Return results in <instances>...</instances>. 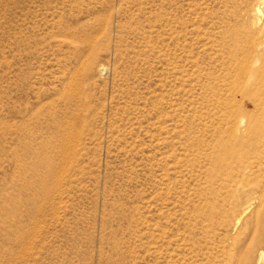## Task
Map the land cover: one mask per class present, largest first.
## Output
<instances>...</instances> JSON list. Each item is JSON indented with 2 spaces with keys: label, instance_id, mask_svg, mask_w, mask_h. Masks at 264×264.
<instances>
[{
  "label": "rangeland",
  "instance_id": "obj_1",
  "mask_svg": "<svg viewBox=\"0 0 264 264\" xmlns=\"http://www.w3.org/2000/svg\"><path fill=\"white\" fill-rule=\"evenodd\" d=\"M257 261L264 1L0 0V264Z\"/></svg>",
  "mask_w": 264,
  "mask_h": 264
},
{
  "label": "bare ground",
  "instance_id": "obj_2",
  "mask_svg": "<svg viewBox=\"0 0 264 264\" xmlns=\"http://www.w3.org/2000/svg\"><path fill=\"white\" fill-rule=\"evenodd\" d=\"M264 1V0H263ZM257 11V13H260V10L259 9H257L256 10ZM262 256V255H261ZM260 262V261H259ZM259 262L257 261V264H259Z\"/></svg>",
  "mask_w": 264,
  "mask_h": 264
}]
</instances>
